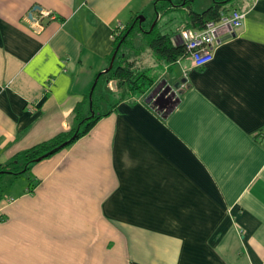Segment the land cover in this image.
<instances>
[{
	"label": "crops",
	"instance_id": "0c3cea01",
	"mask_svg": "<svg viewBox=\"0 0 264 264\" xmlns=\"http://www.w3.org/2000/svg\"><path fill=\"white\" fill-rule=\"evenodd\" d=\"M190 1L0 0V166L73 129L78 105L93 116L89 93L127 25L123 55L153 82L120 98L98 78L96 113L108 115L0 197V264H264V0ZM225 1L243 25L205 66L145 45L152 31L180 42L192 4ZM43 11L56 19L38 23ZM175 11L174 29L163 18ZM163 82L178 97L166 117L145 103Z\"/></svg>",
	"mask_w": 264,
	"mask_h": 264
},
{
	"label": "trees",
	"instance_id": "16d2710c",
	"mask_svg": "<svg viewBox=\"0 0 264 264\" xmlns=\"http://www.w3.org/2000/svg\"><path fill=\"white\" fill-rule=\"evenodd\" d=\"M191 1L185 0V5H188ZM226 2H214L211 6H209L206 10L201 13H194L191 10L188 12V24L185 28H193V29H201L207 22L217 21L221 17L227 13ZM181 5V3H180ZM133 24L127 25L123 32L119 35V37H115L113 39L114 51L116 47L119 45L113 67L112 69L105 74L107 77V81L116 80L114 83L115 89L119 92L122 89V93L120 94V98L124 97L127 92H139L145 93L149 87L152 85V79L145 72H135L132 70L134 66V61H128L126 56L123 55V49L126 44L132 49L135 48L133 46V40L129 39L133 33ZM154 31H152L147 38L145 45L161 60L166 61L168 63H173L177 60L178 57L182 56L185 53L184 46L181 42H177L175 44L171 43L169 35H153ZM102 76V75H101ZM119 98V100H120ZM87 104V102L85 103ZM89 104V102H88ZM84 104H80L77 107L76 117H75V127L71 129L67 133H62L54 137L52 140L43 142L36 146H33L27 149L24 152L16 154L11 161L4 165L0 166V172L5 171L6 173H0V177L2 175H11V176H21L29 174L32 166L39 162H35L38 158L42 157L46 153L52 151L54 148L60 146L66 141L70 140L74 135L75 139L69 143L65 148L59 150L58 152L70 147L74 142H76L79 138L85 135L91 127L103 116L108 115L109 112L105 114L96 113L97 102L94 98V94H92L91 100V110L93 112V116L91 113L87 118L82 117L80 110H82ZM56 152V153H58ZM56 153L49 155L48 157L42 159L46 160ZM40 161V162H41ZM30 178V190L35 187V183Z\"/></svg>",
	"mask_w": 264,
	"mask_h": 264
},
{
	"label": "built area",
	"instance_id": "2783aa9c",
	"mask_svg": "<svg viewBox=\"0 0 264 264\" xmlns=\"http://www.w3.org/2000/svg\"><path fill=\"white\" fill-rule=\"evenodd\" d=\"M245 18L244 12L233 9L228 14L221 15L219 20L207 22L201 29L185 28L180 33V42L184 46V55L189 57L196 68L208 64L213 59L214 46L219 42L223 33H232L239 30ZM56 18L47 11L39 14L37 22ZM117 37L113 34L112 39Z\"/></svg>",
	"mask_w": 264,
	"mask_h": 264
},
{
	"label": "rangeland",
	"instance_id": "374dc122",
	"mask_svg": "<svg viewBox=\"0 0 264 264\" xmlns=\"http://www.w3.org/2000/svg\"><path fill=\"white\" fill-rule=\"evenodd\" d=\"M208 7H209L208 5H196V4L194 5V4H192V6L190 7V9L187 12H189L191 10L194 13H201L204 10H206ZM230 8H231V6H230ZM181 14H182V12H176L175 11L172 14H170V16L163 18V20H165V21L172 20L171 22H169L167 24V26L175 29L179 25L178 18L179 19L182 18ZM153 15H154V11L151 7L148 8L147 10H145L144 14L141 15L145 19V21L143 22L145 27H147L151 23V19H152ZM119 32L121 34L123 32V30L121 29V30H119ZM120 34H118V37ZM155 68H157V69H156V72H154V74H156V75L163 74L165 76V73L167 71H164V69H162L163 67L159 68L158 66H155ZM169 73L172 74L173 76H176V78L179 79V77H178L179 76L178 66H172L170 68ZM165 78L170 81V75H167ZM99 83L101 84L102 81H100ZM100 84H98L97 90H99ZM104 97H105L104 102L99 103V105H100L99 108L102 111H104L106 108L110 107L114 103V99H116L117 96L115 95V92H113L112 87H110V89L106 91V94L104 95ZM0 173H6V172L1 171ZM27 177H28V174L16 176V177L10 176L8 174L2 175L0 177V197H2V198L5 197L4 195H5L7 188H8L7 190H11L13 187H19L20 185L26 183ZM11 182L14 183V185L12 187H10Z\"/></svg>",
	"mask_w": 264,
	"mask_h": 264
},
{
	"label": "water",
	"instance_id": "95a60500",
	"mask_svg": "<svg viewBox=\"0 0 264 264\" xmlns=\"http://www.w3.org/2000/svg\"><path fill=\"white\" fill-rule=\"evenodd\" d=\"M40 8L39 7H35L34 9H32L31 13L29 14V18L31 19L32 18V14L36 11V10H39ZM158 16L156 17V19L154 20L150 30H152V28L155 26V24L157 23L158 21ZM138 22H139V25L144 21V18L143 17H138L137 18ZM118 48H119V45L116 47L115 49V52L111 58V61H110V64L108 66L107 69H105L103 72L99 73L98 74V77L96 78L92 88H91V91L89 93V99H91V96H92V93H93V90L95 88V85L97 83V80L98 78L103 75V74H107L113 67V62L115 60V56L117 54V51H118ZM160 86V85H159ZM158 86V87H159ZM113 89L115 90V85L113 84L112 85ZM158 87H156L151 93H149L146 98H145V103L148 104L150 107H152L157 113H159L160 115H162V117H166L167 114L169 112L172 111V109L174 108V106L178 103V97L176 96V94L173 92L172 93V96L170 97H165L166 96V93L167 91H161L160 93H158ZM176 86H174L175 88ZM92 116V115H91ZM75 139V135L68 141H66L65 143L61 144L60 146L54 148L52 151L46 153L45 155H43L42 157L38 158L37 160H35V162H40L42 159L48 157L49 155H52L56 152H58L59 150L65 148L69 143H71L73 140Z\"/></svg>",
	"mask_w": 264,
	"mask_h": 264
},
{
	"label": "flooded vegetation",
	"instance_id": "af4514ba",
	"mask_svg": "<svg viewBox=\"0 0 264 264\" xmlns=\"http://www.w3.org/2000/svg\"><path fill=\"white\" fill-rule=\"evenodd\" d=\"M159 85H160V86H159ZM159 85H158L159 87L156 85L155 88H156V87L159 88V89H158V93H160L161 91H167L165 97H167V96H168V97L172 96V93H173V92L175 93V92H176V89H177L176 87L174 88V86H170V85H168V84L165 83V82H163V83H161V84H159ZM155 88H153V90H154ZM153 90H152V91H153ZM152 91H151V92H152ZM151 92H150V93H151ZM175 94H176V93H175Z\"/></svg>",
	"mask_w": 264,
	"mask_h": 264
}]
</instances>
